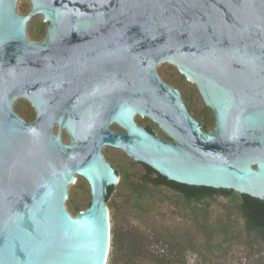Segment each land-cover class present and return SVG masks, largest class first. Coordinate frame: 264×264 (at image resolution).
I'll use <instances>...</instances> for the list:
<instances>
[{"label":"water","instance_id":"obj_1","mask_svg":"<svg viewBox=\"0 0 264 264\" xmlns=\"http://www.w3.org/2000/svg\"><path fill=\"white\" fill-rule=\"evenodd\" d=\"M19 1L0 0V264H107L118 173L106 144L170 180L264 198V0H30L25 15ZM37 13L42 41L27 36ZM163 61L196 83L213 131L160 78ZM20 96L34 121L14 109ZM77 173L92 199L74 216Z\"/></svg>","mask_w":264,"mask_h":264},{"label":"rangeland","instance_id":"obj_2","mask_svg":"<svg viewBox=\"0 0 264 264\" xmlns=\"http://www.w3.org/2000/svg\"><path fill=\"white\" fill-rule=\"evenodd\" d=\"M31 7L30 0H20L17 10L25 15ZM43 21L40 13L30 19L27 24L29 39L43 38ZM157 71L161 79L179 89L183 101L199 123L206 125L208 131H213L215 120L211 118L212 108L205 103L196 83L191 82L176 65L169 62L158 64ZM14 109L29 122L36 118L35 108L26 98L18 97L14 101ZM135 120L142 125L152 124L157 135L166 137L167 134L149 117L136 115ZM110 127L123 130L117 123H112ZM53 130L58 134L59 125L55 124ZM63 141H70L66 131L63 133ZM102 151L119 172L114 192L107 201L111 227L115 225L127 241L132 236L139 237L136 245L141 246L140 255L131 264H160L147 252V246L156 250L166 247L167 253L176 258L171 264H264V241L256 231L246 230L245 219L236 206L239 203L237 196L215 194L200 202L187 201L177 190L150 183L138 185L145 192L142 195L126 184V177L128 175L129 183H140L138 181L146 171L143 164L112 145L103 146ZM124 173L127 175L123 179ZM76 177L77 180L68 187L66 199L67 208L74 216L77 214L73 208L85 210L92 199L87 179L80 174ZM200 222L207 224L206 233ZM123 263L126 262L121 261L119 264Z\"/></svg>","mask_w":264,"mask_h":264},{"label":"trees","instance_id":"obj_3","mask_svg":"<svg viewBox=\"0 0 264 264\" xmlns=\"http://www.w3.org/2000/svg\"><path fill=\"white\" fill-rule=\"evenodd\" d=\"M187 106V105H186ZM188 110L190 111L189 106H187ZM212 121L215 120V115L212 109ZM205 111V110H204ZM19 113V111H18ZM207 124V123H205ZM147 128L152 131L156 132L154 126L152 124H146ZM204 130H207L206 125H202ZM167 139H169L168 135H166ZM139 162V161H138ZM143 164L145 168V173L140 177V183H129V177L127 173H124V177H126V184L129 185L134 191L139 192L140 194L144 195L145 192L142 191L139 187L141 185L151 184L154 186H168L174 190L179 191L185 197L187 201H196L200 202L205 198H212L215 194H224L227 196H237L239 199V203H237L238 210L242 213L245 222H246V230L248 232L256 231L262 237L264 241V198L253 197L246 193H240L235 191L234 189H226V188H214L210 186L204 185H190L186 183H180L174 180L168 179L166 176L162 175L158 171H156L151 166L139 162ZM117 171V170H116ZM119 174V172L117 171ZM147 191V189H146ZM114 192V185L109 186L108 188V195L107 201L110 199L111 195ZM90 205L88 203L87 207ZM79 207L73 208V212L78 214L83 209H78ZM203 222H206L204 220ZM201 224V222H200ZM202 229L205 232L206 223L201 224ZM206 233V232H205ZM209 238V237H208ZM139 237L137 235L132 236L129 241H127L123 236L120 230L116 228V226L111 227V247L108 256L107 264H119L121 261L126 263L123 264H131L135 257L140 255L139 249L141 246L137 247L136 243L138 242ZM179 248V247H174ZM138 249V250H137ZM146 250L149 254H152V258L157 259L160 264H171L175 257V255H169L167 253L166 247H161L160 250L154 249L152 246H147ZM171 254V253H170ZM173 260V261H172Z\"/></svg>","mask_w":264,"mask_h":264},{"label":"bare ground","instance_id":"obj_4","mask_svg":"<svg viewBox=\"0 0 264 264\" xmlns=\"http://www.w3.org/2000/svg\"><path fill=\"white\" fill-rule=\"evenodd\" d=\"M32 4V3H31ZM38 14V13H37ZM40 14H42L43 15V13H40ZM44 16V15H43ZM163 62H168V61H163ZM162 63V62H161ZM160 64V63H159ZM158 66V65H157ZM160 76V75H159ZM188 78V77H187ZM189 79V78H188ZM191 82H193V83H195L194 81H192L191 79H189ZM20 97H23V96H20ZM24 98H26V97H24ZM27 99V98H26ZM28 100V99H27ZM30 102V101H29ZM31 103V102H30ZM34 107V106H33ZM136 115H139V116H142V117H149L151 120H153L154 122H156L158 125H159V123L157 122V121H155L153 118H151L149 115H143V114H140V113H137ZM135 115V116H136ZM135 118V117H134ZM136 121V120H135ZM113 123H116V122H113ZM118 124V123H117ZM58 125V124H57ZM120 126V125H119ZM160 126V125H159ZM160 128L164 131V132H166L161 126H160ZM67 131V130H66ZM62 135V134H61ZM106 145H111V144H106ZM105 146V145H104ZM112 146H115V147H118V148H121L122 150H124L129 156H131L129 153H128V151L126 150V149H124L123 147H120V146H116V145H112ZM133 159H135L133 156H131ZM77 174H79V173H77ZM76 174V175H77ZM80 175H82V174H80ZM84 176V175H83ZM85 177V176H84ZM86 178V177H85ZM87 179V178H86ZM77 180V179H76ZM87 181H88V179H87ZM89 182V181H88ZM89 185H90V182H89ZM90 189H91V185H90ZM109 220H110V217H109ZM107 261H108V259H107Z\"/></svg>","mask_w":264,"mask_h":264},{"label":"flooded vegetation","instance_id":"obj_5","mask_svg":"<svg viewBox=\"0 0 264 264\" xmlns=\"http://www.w3.org/2000/svg\"><path fill=\"white\" fill-rule=\"evenodd\" d=\"M43 20H44V16H43ZM45 23H47V24H45ZM41 27H42V31H45V35L43 36V38L42 39H37V38H33V39H35V40H37V41H42L43 39H45V37H46V33H47V29H48V22L47 21H43L42 22V24H41ZM45 28H47L46 30H45ZM28 36V35H27ZM29 38V37H28ZM21 98H24V97H21ZM29 101V100H28ZM33 106V105H32ZM138 123V122H137ZM139 124V123H138ZM140 125H142V124H140ZM142 126H144V127H146L147 128V126L146 125H142ZM148 129V128H147ZM149 130V129H148ZM64 131H66V129H63L62 130V139H63V133H64ZM67 132V131H66ZM165 138V137H164ZM167 139V138H166Z\"/></svg>","mask_w":264,"mask_h":264}]
</instances>
